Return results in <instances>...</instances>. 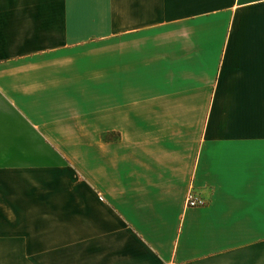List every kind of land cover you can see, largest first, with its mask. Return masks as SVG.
I'll return each instance as SVG.
<instances>
[{
	"label": "crops",
	"instance_id": "0c3cea01",
	"mask_svg": "<svg viewBox=\"0 0 264 264\" xmlns=\"http://www.w3.org/2000/svg\"><path fill=\"white\" fill-rule=\"evenodd\" d=\"M0 264H264V0H0Z\"/></svg>",
	"mask_w": 264,
	"mask_h": 264
},
{
	"label": "built area",
	"instance_id": "2783aa9c",
	"mask_svg": "<svg viewBox=\"0 0 264 264\" xmlns=\"http://www.w3.org/2000/svg\"><path fill=\"white\" fill-rule=\"evenodd\" d=\"M184 207H195L204 204V201L198 196L194 195L190 190L186 191L183 197Z\"/></svg>",
	"mask_w": 264,
	"mask_h": 264
}]
</instances>
